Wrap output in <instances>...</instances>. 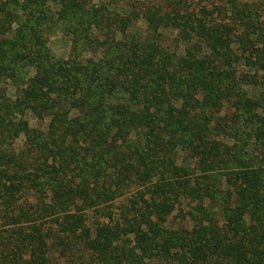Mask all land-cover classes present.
I'll list each match as a JSON object with an SVG mask.
<instances>
[{"label": "trees", "instance_id": "obj_1", "mask_svg": "<svg viewBox=\"0 0 264 264\" xmlns=\"http://www.w3.org/2000/svg\"><path fill=\"white\" fill-rule=\"evenodd\" d=\"M53 4L0 1V264H264V0Z\"/></svg>", "mask_w": 264, "mask_h": 264}, {"label": "rangeland", "instance_id": "obj_2", "mask_svg": "<svg viewBox=\"0 0 264 264\" xmlns=\"http://www.w3.org/2000/svg\"><path fill=\"white\" fill-rule=\"evenodd\" d=\"M2 2H4L5 0H0ZM105 1L107 3H112L115 6V9H123V6L125 4V2H128V0H102ZM244 1V0H242ZM43 2L46 3V6L51 10L55 9V5L53 4V0H43ZM263 19H264V14H263ZM47 46L50 49V51L52 53H54L57 58H62V59H66L67 55L69 53V49H70V43L69 40L67 38H64L61 34H55V35H51L48 39H47ZM13 94H14V90L11 87H7V91H6V97L9 99H13ZM33 122L30 121V125L33 126ZM21 137L19 139V141L17 142L18 144L21 141Z\"/></svg>", "mask_w": 264, "mask_h": 264}]
</instances>
